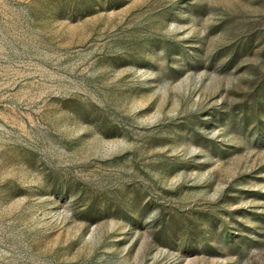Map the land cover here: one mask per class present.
<instances>
[{
	"label": "rangeland",
	"instance_id": "rangeland-1",
	"mask_svg": "<svg viewBox=\"0 0 264 264\" xmlns=\"http://www.w3.org/2000/svg\"><path fill=\"white\" fill-rule=\"evenodd\" d=\"M0 264H264V0H0Z\"/></svg>",
	"mask_w": 264,
	"mask_h": 264
}]
</instances>
